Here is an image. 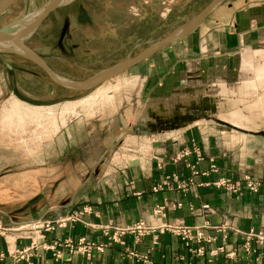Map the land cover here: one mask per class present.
Instances as JSON below:
<instances>
[{"label": "crops", "instance_id": "1", "mask_svg": "<svg viewBox=\"0 0 264 264\" xmlns=\"http://www.w3.org/2000/svg\"><path fill=\"white\" fill-rule=\"evenodd\" d=\"M183 39L171 43L174 56L131 66L120 75V91L111 87L101 105L61 122L44 139L40 135V150L53 149L56 164L41 158V175L23 177L31 199L45 192V201L35 212L0 215L7 228L0 230V264H264V239L252 237L250 252L242 247L249 231L264 236V74L245 69L249 57L253 71L264 65V0H224ZM240 111L251 120L232 121ZM42 122L37 125L45 128L47 120ZM184 149L191 153L178 157ZM167 175L175 176L169 188L155 191ZM247 176L260 183L258 191L245 186ZM44 177L55 185L37 189V178ZM221 180L227 185L216 184ZM84 205L92 212L67 227L42 235L13 230ZM139 221L145 229L138 239L126 233L112 242L101 229ZM183 225L201 226L212 237L203 256L173 233ZM79 236L105 244L103 252L87 256L61 247L56 256L44 248ZM130 252L147 255L150 263Z\"/></svg>", "mask_w": 264, "mask_h": 264}, {"label": "rangeland", "instance_id": "2", "mask_svg": "<svg viewBox=\"0 0 264 264\" xmlns=\"http://www.w3.org/2000/svg\"><path fill=\"white\" fill-rule=\"evenodd\" d=\"M52 1L18 0L0 16V25L5 23L7 31H21L30 24L29 20L34 14H39ZM210 1L60 0L59 5L39 21L23 41L39 54L58 78L78 82L121 63L191 23ZM222 2L224 0L217 4ZM183 37L171 43L183 42ZM171 43L131 66L138 68L139 63L146 59L167 56L169 53L174 56ZM246 59L249 63L245 69L253 74L256 72L251 66L253 59ZM130 67L87 89L72 90L52 82L28 56L0 46V215H23L38 210L45 201V192L33 193L31 199L27 194L28 184L24 183V173L41 175L38 172L41 158L47 161L43 162L47 166L56 164L55 156L51 154L53 149L48 154L45 147L40 150V135L44 139L61 122L65 123L78 112L101 105L106 98L102 95L106 88L119 86L117 90L120 91V75L130 73ZM87 97H91L88 103H80L74 112L61 118L59 112L63 104L70 101L78 103ZM17 101L33 106L54 105L58 115L56 113L55 120L50 117L45 128L36 122L11 125V108ZM58 162H61L60 157ZM46 180L47 177L37 178V189L55 185V180L48 185L45 184ZM51 213L52 208L48 215Z\"/></svg>", "mask_w": 264, "mask_h": 264}, {"label": "built area", "instance_id": "3", "mask_svg": "<svg viewBox=\"0 0 264 264\" xmlns=\"http://www.w3.org/2000/svg\"><path fill=\"white\" fill-rule=\"evenodd\" d=\"M192 151L195 153L197 159L202 158V154L200 152L199 147H194ZM189 153H191L190 150L184 149L180 152L178 157H185ZM192 169H194V165L187 164ZM175 179V176H166L163 181L158 183L154 190H162L165 188H169L170 186V179ZM217 185H227V180H221L216 182ZM186 185L185 181L177 182L178 188H183ZM245 186L251 190V191H258L260 183L258 181L253 180L250 177H246V184ZM230 190L234 192H238V187L235 186H228ZM204 208H207L208 205H203ZM92 207L84 205L81 208L73 209L70 213L59 216L56 218H45V219H37L33 220L31 222L18 225L13 228L14 231L18 232L20 235H30L33 232H40L41 235L45 231H50L55 229L56 227H67L68 225H72L76 222L82 221V216L85 213L92 212ZM159 211V210H158ZM168 228V226H165ZM221 227H218L217 229L220 230ZM7 228H2L0 226V230L3 232ZM103 232L107 235H109V238L112 242H119L122 238V236L126 233H133L137 239L143 234V231L145 227H143V222H135L132 225H128L123 228L114 227L111 225H106L101 228ZM110 230H113L110 234ZM173 233L180 238L182 244L189 249L194 255L196 256H203L205 253V243H209L212 241V237L209 235H206L203 231V228L201 226H189V225H183V226H177L173 227ZM256 236L257 240L259 242H262L264 239V236L260 233H253L249 231L247 234L246 241L243 243V250L246 252L251 251V241L252 237ZM195 244V246H193ZM34 245H32L33 247ZM61 247H67L68 251L71 253H82L87 256H91L93 253V250L95 249L98 252H103L105 244L98 243L95 244L93 241L87 240L85 236H79L76 240H74L71 237H66L64 240H56L50 245H45V249H53L56 256H59L61 254ZM222 247L217 248L216 250L210 251L211 255H215L218 251H221ZM133 256L138 257L139 259H142L145 263H150L147 255H141L138 256L134 252H130Z\"/></svg>", "mask_w": 264, "mask_h": 264}, {"label": "water", "instance_id": "4", "mask_svg": "<svg viewBox=\"0 0 264 264\" xmlns=\"http://www.w3.org/2000/svg\"><path fill=\"white\" fill-rule=\"evenodd\" d=\"M17 1L18 0H0V16L4 14ZM220 1L221 0H211L209 4L200 12V14L191 23H188L187 25L175 31L174 33L169 34L162 40L151 44L147 48L141 50L134 56L125 59L121 63L116 64L115 66L106 69L105 71H102L101 73H98L89 79H85L78 82H66L58 78L41 59L39 54L23 41L24 37L36 27L39 21H41L51 10H53L56 6L59 5L60 0H53L49 5H47L43 10H41L35 21L31 22L27 27L23 28L21 31H7L6 24H1L0 42L12 41L19 45L21 48H23V50L26 52L25 56H28L35 63H37L40 68L46 73L48 78L57 85L72 90H84L111 78L118 72L127 69L131 65L147 57L149 54H152L153 52L159 50L163 46L183 37L186 33L191 31L203 19V17H205L210 12V10L215 7Z\"/></svg>", "mask_w": 264, "mask_h": 264}, {"label": "bare ground", "instance_id": "5", "mask_svg": "<svg viewBox=\"0 0 264 264\" xmlns=\"http://www.w3.org/2000/svg\"><path fill=\"white\" fill-rule=\"evenodd\" d=\"M37 16L38 14H34L30 20H29V23L35 21L37 19ZM0 46L1 47H7V48H11V49H15L17 51H19L21 54L23 55H26V52L23 50V48H21L19 45H17L15 42H12V41H6V42H0ZM254 53L250 52V53H247L248 57L249 55H253ZM262 54V52H261ZM263 55V54H262ZM250 58V57H249ZM255 72L256 74H264V66L259 69V67H256L255 69ZM115 77V76H114ZM252 86V85H251ZM251 88V87H250ZM115 89V88H114ZM257 89V88H255ZM111 87L109 88H106L104 93L102 95H104V97H108L112 92H110ZM252 90V89H251ZM253 91V90H252ZM250 91V92H252ZM97 95H95L96 97ZM91 99V97H87V98H84L83 100L81 101H78V103L76 102H73V101H70V102H67L66 104H63L61 107V111L59 112V115L61 116V118L65 115V114H70L72 112L75 111L77 105H79L80 103H83V102H89ZM85 104V103H83ZM255 104V102H254ZM241 112V111H240ZM243 112V111H242ZM233 113L231 115L232 117V120L234 121H239V122H247L248 120H251V118L246 115V113ZM262 112V111H261ZM56 109H55V106H48V107H45V106H33L32 104H24L22 102H15L14 106L11 108V118L13 119V121L11 122V125H14L15 123L17 125L21 124V125H24L26 122L28 124L32 123V122H36V124H42L44 122V120H47L51 117H53V120H55L56 118ZM248 114V113H247ZM58 115V113H57ZM16 118V119H14ZM63 121V119H62ZM7 123L9 122L6 121ZM9 126H10V123H9Z\"/></svg>", "mask_w": 264, "mask_h": 264}]
</instances>
